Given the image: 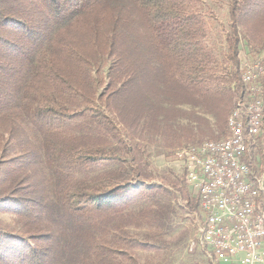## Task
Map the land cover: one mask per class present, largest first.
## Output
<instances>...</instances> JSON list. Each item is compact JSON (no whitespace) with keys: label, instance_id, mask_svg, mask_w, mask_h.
<instances>
[{"label":"trees","instance_id":"16d2710c","mask_svg":"<svg viewBox=\"0 0 264 264\" xmlns=\"http://www.w3.org/2000/svg\"><path fill=\"white\" fill-rule=\"evenodd\" d=\"M202 1L0 0V264H172L187 246L198 195L140 140L225 139L241 52L264 51V0L226 1L220 53Z\"/></svg>","mask_w":264,"mask_h":264},{"label":"built area","instance_id":"2783aa9c","mask_svg":"<svg viewBox=\"0 0 264 264\" xmlns=\"http://www.w3.org/2000/svg\"><path fill=\"white\" fill-rule=\"evenodd\" d=\"M264 69L245 62L246 95L227 120L228 136L187 145L175 156L203 214L187 249L212 264H264Z\"/></svg>","mask_w":264,"mask_h":264},{"label":"rangeland","instance_id":"374dc122","mask_svg":"<svg viewBox=\"0 0 264 264\" xmlns=\"http://www.w3.org/2000/svg\"><path fill=\"white\" fill-rule=\"evenodd\" d=\"M226 1L227 0H203L202 4L205 5L202 9L201 13L203 16H205V19L207 20V22L211 25L210 26V34L209 37L211 39V42H214L215 46H216V50L218 53H220L221 51L223 52L225 50V46L223 43V39L222 37L225 34V31L220 33L221 31L226 30L227 28V24H226V20H227V15H226ZM205 10V12L203 13V11ZM222 40V41H221ZM252 55V54H251ZM240 57L242 58V60H247V62H260L263 69H264V51H262L257 58L253 57V59H251L249 56H247L246 51L243 50L241 52ZM106 68L108 70V64L107 67L104 68V70L106 71ZM262 83L264 84V78L262 80ZM207 118L209 119L212 127H215L214 124V119L210 116H207ZM181 125L185 124V121H180L179 122ZM215 130V134L214 135H218V131ZM163 139L161 138H157V137H150L149 139H145L144 141H141V144L144 146L145 148V153L146 156L148 157V160L152 166V168L157 171L158 173L162 174L164 172H172L173 174H175L178 177H182V169L181 166L179 165V162L176 160V152L185 147V145L188 144H182L179 147H167V143L162 141ZM205 141H211L209 138H206L204 140H202V142ZM201 142V143H202ZM184 180L185 178L182 177ZM186 185L188 186V188L192 191V193L194 195H196L195 190H193L191 188V186L189 184H187L186 180H185ZM203 218V215H202ZM0 219L8 224L9 226L13 225L12 222V218L9 216H1ZM190 218L187 219V217L185 218V222H184V228L186 230L189 231L191 238H193L195 232H196V227L198 225H200L201 220H197L198 218H195V222H194V232H193V222L192 227L190 225ZM193 232V233H192ZM141 260L143 262H145L146 260L149 261L151 264H156L160 261V258L157 257H152L151 255L148 256V258L146 259V255L141 254ZM171 260L173 261L172 264H212V262L205 258L204 254H202L200 251L195 250L194 252L190 253L187 249V246L185 247V245L183 246V248L181 249H177L173 251V255L171 256Z\"/></svg>","mask_w":264,"mask_h":264}]
</instances>
